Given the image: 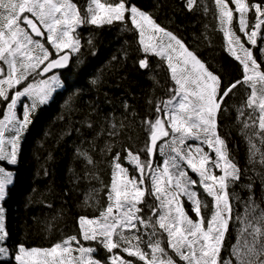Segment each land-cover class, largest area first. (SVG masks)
Wrapping results in <instances>:
<instances>
[{
    "label": "trees",
    "instance_id": "obj_1",
    "mask_svg": "<svg viewBox=\"0 0 264 264\" xmlns=\"http://www.w3.org/2000/svg\"><path fill=\"white\" fill-rule=\"evenodd\" d=\"M70 1L84 21L75 33L79 51L70 54L69 68L60 74L63 89L32 114L19 162L9 168L14 182L2 208L11 259L0 264H17L14 258L21 248L50 250L67 240H80L82 219H101L113 208L119 171L136 180L141 194L135 204L137 230L161 231L156 220L161 200L150 180L164 159L158 145L151 167L150 143L163 126L166 104L176 98L178 87L166 62L142 48L129 11L177 40L218 83L219 108L213 119L235 173L222 204L227 225L216 263L231 260L245 211L251 204L264 210V0H243V13L231 0H222L232 12L230 32L250 55L246 63L229 52L216 0H195L192 7L187 0H95L104 9L126 11L123 20L102 26L88 23L93 0ZM241 18L247 22L246 34L239 30ZM43 44L52 51L47 38ZM34 79L43 78L37 74L27 83ZM161 142L171 151L168 136ZM186 150L180 147V155ZM206 203L207 209L201 206L203 214L211 213V201ZM183 206L191 211L185 199ZM113 242L114 247H98L97 261L133 259L125 253L137 252L134 245H121L116 235ZM171 261L188 264L173 254Z\"/></svg>",
    "mask_w": 264,
    "mask_h": 264
},
{
    "label": "rangeland",
    "instance_id": "obj_2",
    "mask_svg": "<svg viewBox=\"0 0 264 264\" xmlns=\"http://www.w3.org/2000/svg\"><path fill=\"white\" fill-rule=\"evenodd\" d=\"M187 2L192 7L195 0ZM216 2L223 15L230 51L238 59L241 56L249 60L250 55L241 51V42L230 32L229 4ZM231 2L241 13L243 0ZM93 4L89 24L102 26L123 20V15L109 14L95 0ZM130 18L144 51L166 62L178 87L176 98L166 104L161 130L170 135L171 151L166 142H160L158 154L164 163L152 172L150 180L161 200L156 219L161 231L151 228L142 234L147 227L142 232L137 230L135 204L141 194L136 190V180L119 171L114 180L113 208L101 219L80 221L81 241L73 238L50 250L21 248L14 258L17 264H101L94 255L99 246L114 247L115 235L121 245H134L137 252L125 253L132 260L119 257L114 264H176L171 261L172 254L188 264H217L226 227L222 204H226L225 195L234 177L213 119L219 106L218 83L182 45L155 30L148 19L136 13ZM31 22L45 33L52 51L30 36L27 27ZM83 25L77 6L70 0H0V69L5 70L0 72V260L11 259L5 246L2 208L6 192L14 182V172L9 168H15L19 162L32 114L49 104L64 87L59 74L27 83L28 79L39 74L53 57L67 51L75 56L80 47L75 33ZM238 26L246 34L244 19H238ZM234 41L240 47L231 44ZM178 140L184 143L180 142L181 148L188 149L182 155ZM192 141H199V145L194 146ZM184 199L190 203L191 211L183 206ZM207 200L211 201V213L203 214L201 206L207 209ZM133 227L134 232L126 231ZM240 234L232 249V259L224 264H264V210L251 204L245 211Z\"/></svg>",
    "mask_w": 264,
    "mask_h": 264
},
{
    "label": "water",
    "instance_id": "obj_3",
    "mask_svg": "<svg viewBox=\"0 0 264 264\" xmlns=\"http://www.w3.org/2000/svg\"><path fill=\"white\" fill-rule=\"evenodd\" d=\"M28 31L31 37L37 41H45V35L40 27L35 24L31 23L28 25ZM72 60V56L68 53L58 57L56 60L47 63L40 72L41 78H48L55 74H62L66 72L70 66ZM233 87L230 89V91ZM161 138L160 131L159 133H154L151 138L150 149H151V161L153 160L154 153L156 148L158 147L159 141Z\"/></svg>",
    "mask_w": 264,
    "mask_h": 264
},
{
    "label": "flooded vegetation",
    "instance_id": "obj_4",
    "mask_svg": "<svg viewBox=\"0 0 264 264\" xmlns=\"http://www.w3.org/2000/svg\"><path fill=\"white\" fill-rule=\"evenodd\" d=\"M3 71H5V70H3V69H0V72H3ZM0 76H1V74H0ZM167 135V134H166ZM165 135V136H166ZM179 137H180V134H179ZM179 141V151H180V140H178ZM192 143H193V141H192ZM197 144V146L199 145V143H196Z\"/></svg>",
    "mask_w": 264,
    "mask_h": 264
}]
</instances>
